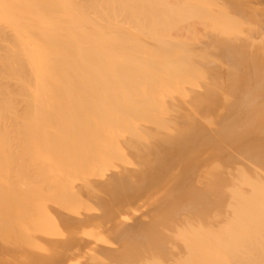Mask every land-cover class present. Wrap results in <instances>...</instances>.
I'll return each instance as SVG.
<instances>
[{
    "label": "bare ground",
    "instance_id": "bare-ground-1",
    "mask_svg": "<svg viewBox=\"0 0 264 264\" xmlns=\"http://www.w3.org/2000/svg\"><path fill=\"white\" fill-rule=\"evenodd\" d=\"M168 249L262 261L264 0H0V264Z\"/></svg>",
    "mask_w": 264,
    "mask_h": 264
},
{
    "label": "rangeland",
    "instance_id": "rangeland-1",
    "mask_svg": "<svg viewBox=\"0 0 264 264\" xmlns=\"http://www.w3.org/2000/svg\"><path fill=\"white\" fill-rule=\"evenodd\" d=\"M257 94V93H256ZM253 96L256 97L255 94H252ZM262 95L263 94H258V98H256L257 100H260L262 99ZM260 96V97H259ZM256 100V101H257ZM260 102H262L260 100ZM209 250H204V252H202L201 254L199 252H188V250H179V251H174V250H164L163 252H152V251H137V250H129L128 252L127 251H111L110 252H98L96 254L97 251L95 252H91V251H81V252H75L74 254H70L72 256H74L77 260H76V263L74 264H217V262H213V261H206L204 262L205 260H202V259H195L197 256L199 255H204L205 258H208V256H218V254L216 255V252L215 253H210L208 252ZM263 250L261 251H258L257 254H260V255H257L256 253V257L257 259L259 260H262L264 261V256H263ZM206 252V253H205ZM208 252V253H207ZM96 255H95V254ZM110 253V254H109ZM92 254V256H91ZM225 254V253H224ZM223 254V255H224ZM227 255L225 256H230V254L226 253ZM69 255V254H67ZM93 255L94 257H100L102 258L101 260H97V261H89L88 257L91 256L93 258ZM221 255V254H220ZM110 256V257H108ZM185 256H190V257H193V259L186 261L187 259H181V257H185ZM232 256V255H231ZM116 257V259L114 260V258ZM118 257H123V260L122 258L118 260ZM263 258V259H262ZM91 259V258H90ZM262 261L258 262L259 264H264L261 263ZM192 262V263H191ZM226 263V262H225ZM224 263V264H225ZM221 264H223V262H221ZM254 264H257V262H255Z\"/></svg>",
    "mask_w": 264,
    "mask_h": 264
}]
</instances>
